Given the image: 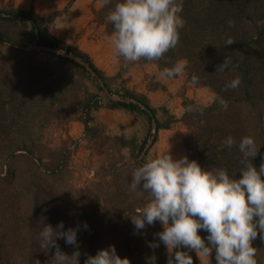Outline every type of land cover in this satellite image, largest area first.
<instances>
[{"label": "trees", "instance_id": "1", "mask_svg": "<svg viewBox=\"0 0 264 264\" xmlns=\"http://www.w3.org/2000/svg\"><path fill=\"white\" fill-rule=\"evenodd\" d=\"M99 2L100 6L93 9V22L114 35L106 17L119 0ZM181 15L184 26L177 45L159 59H142L162 71L185 60L188 79L216 93L209 105L184 100V144L189 159H196L204 167L239 169L245 158L237 146L228 148L223 141L231 135L238 145L241 137L252 135L259 148L252 163L259 168L264 161V0H183ZM0 20L31 26L28 44L12 45L14 58L0 64V264H53L55 248L47 253L42 250L39 233L44 224L55 228L60 222L64 229L80 226L77 238L81 264L85 254L95 255L110 245L121 257L129 258L130 264H167L174 255L159 241L161 223L139 231L133 225L132 218L149 202L150 195L140 187L133 190L130 182L133 171L147 161L150 147L140 160L142 152L157 140L156 135L150 142L153 128L158 132L169 125L161 123L156 109L141 95L126 90L120 95L131 100L125 102L108 96L114 107L140 110L149 119V131L135 156V137L108 136L90 122V113L103 106L102 99L84 82L77 87L80 78L76 69L98 81L102 79L114 94L91 58L50 36L31 10L0 8ZM228 38L234 43L225 46ZM7 41L0 36V44ZM31 45L74 53L88 62L96 75L58 52L27 50ZM224 59L229 61L228 66L217 71ZM64 65L66 70L62 69ZM237 76L240 85L227 88ZM100 89L106 93L102 85ZM222 99L227 101V109L221 105ZM75 120L84 124L85 135L99 147L98 154L103 158L98 179L85 187L76 186L72 176L71 159L80 140L69 135L68 127ZM58 132L67 134V139L56 142L53 136ZM236 174L240 175L238 171ZM200 235L203 238L207 233L200 231ZM57 243L67 254L74 250L62 238ZM252 243L257 248L258 264H263L264 240L259 232Z\"/></svg>", "mask_w": 264, "mask_h": 264}, {"label": "clouds", "instance_id": "2", "mask_svg": "<svg viewBox=\"0 0 264 264\" xmlns=\"http://www.w3.org/2000/svg\"><path fill=\"white\" fill-rule=\"evenodd\" d=\"M182 11L183 0H119L106 17L114 27V54L128 62L161 58L179 41L184 26ZM233 43L232 38L225 40V46ZM228 64L224 59L217 71ZM185 67L181 60L160 75L171 78ZM240 83L237 76L226 87L235 89ZM220 103L227 109V101L222 99ZM223 143L228 148L237 146L245 158L239 169L204 167L187 155L174 157L168 148L132 173L130 187H140L150 195L149 202L132 218L133 225L139 231L146 225L161 223L159 241L169 252L175 250L167 264H193L190 250L208 260L215 250V264H258L257 248L252 242L258 232L264 240V161L259 168L252 163L259 149L252 135L241 137L238 145L229 135ZM83 227L88 226L85 223ZM78 231L80 226L64 229L63 222L55 228L44 224L39 233L40 248L46 253L55 248L53 264H81ZM200 231L207 235L202 238ZM58 238L74 246L71 254L60 249ZM85 255L84 264H130L129 258L121 257L114 245L101 248L95 255Z\"/></svg>", "mask_w": 264, "mask_h": 264}, {"label": "rangeland", "instance_id": "3", "mask_svg": "<svg viewBox=\"0 0 264 264\" xmlns=\"http://www.w3.org/2000/svg\"><path fill=\"white\" fill-rule=\"evenodd\" d=\"M99 6V0H0L1 9L31 10L40 18L50 36L87 54L105 74L107 83L115 95L130 90L148 99L156 109L158 119L169 127L158 132L153 128L154 135L151 140L156 135L157 140L149 146L147 160L168 148L174 157L187 155L189 158L184 144L187 134V127L182 120L185 113L184 100L190 98L197 104L209 105L215 101V91L209 86L191 82L185 70L175 77L165 78L160 75L162 70L153 62H146L142 58L136 62H128L115 55L111 43L113 35L108 34L103 26L93 22V9ZM30 29L29 24L0 20V36L10 41L0 44V64L14 58L16 53L11 48L12 45L28 44ZM32 49L49 51L35 45L27 48ZM40 55L45 57L46 53L41 52ZM182 61L186 64L185 60ZM68 66L72 67L69 64ZM62 69L66 70V66ZM76 71L80 78L77 87H81L84 82L91 92L100 95L102 99L103 106L90 113L91 124L108 136L125 134L128 138L135 137L137 141L134 155L137 156L150 128L147 115L140 110L130 112L122 106L114 107L108 95L100 89L101 84L95 77L89 76L81 69ZM68 132L72 138L80 140L71 159L73 182L78 187H85L98 179L103 158L98 154L99 147L90 136L85 135L81 121H73L68 127ZM53 137L56 142H60L62 137L67 139V134L58 132ZM125 153L130 157L129 149H126ZM174 252L175 250L172 251L173 255ZM189 254L196 264H215V251L209 260L199 258L195 250H190Z\"/></svg>", "mask_w": 264, "mask_h": 264}, {"label": "water", "instance_id": "4", "mask_svg": "<svg viewBox=\"0 0 264 264\" xmlns=\"http://www.w3.org/2000/svg\"><path fill=\"white\" fill-rule=\"evenodd\" d=\"M5 15V14H4ZM49 51H54V52H58L60 54H62L65 57L71 58L74 61H76L77 63H80L82 65H84L90 72H92V74L96 75L95 71L92 69V67L90 66V64L88 62H86L83 58H81L80 56L74 54V53H69L66 52L64 50H60V49H56V48H46ZM100 84L102 85L103 88H105L106 90V94L113 99L114 101L117 102H125V101H130L131 99L127 96H122V95H115L110 93V91L106 88L105 83L103 82L102 79H99ZM150 142H152V140H150ZM150 144L145 148V150L142 152L141 156H140V160L143 159V157L145 156V154L147 153L148 149H149Z\"/></svg>", "mask_w": 264, "mask_h": 264}]
</instances>
